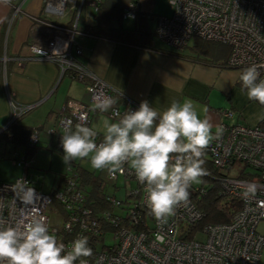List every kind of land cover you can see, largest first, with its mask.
I'll return each instance as SVG.
<instances>
[{"label": "built area", "instance_id": "built-area-1", "mask_svg": "<svg viewBox=\"0 0 264 264\" xmlns=\"http://www.w3.org/2000/svg\"><path fill=\"white\" fill-rule=\"evenodd\" d=\"M99 1H92L95 9ZM168 4L171 15L156 19L155 31L160 40L178 50L183 49L193 37L226 45L230 49L227 67L235 68L241 74L245 68L255 64L260 78L264 79V0H168ZM80 5L78 0H44L43 9L47 16L63 18L69 10L75 11L73 26L43 21L49 33L46 47L28 46L26 53L19 57L18 64L32 59L52 62L59 67L60 77L65 71H70L89 94L90 104L72 98L65 101L57 112V125L49 130L50 134L60 132L62 135L67 125L73 128L77 124L89 126L96 113L117 120V111L122 116L129 109L135 111L140 105L112 88L76 58L81 54L80 46L74 41V34L78 33L76 22ZM121 16L134 18L133 2L128 3ZM34 47L41 49L40 55ZM7 61L5 54L0 55V69L4 70ZM96 97L114 99V109L107 113L95 109ZM10 104L7 125L37 105ZM219 114L221 120L217 129L222 128L223 132L219 139H214L208 146L214 166L225 169L239 163L252 173L248 178H239L238 169L234 167L221 179L224 193L238 198L241 203L231 220L206 223L201 228H195L202 213L189 198L187 203L177 206L175 215L162 228L158 227L152 214L148 218L150 224L145 228L118 227L111 236L112 245L99 249L93 264H260L264 235L256 231V225L264 221V122L227 123L225 119L233 118L235 111L226 108L220 110ZM37 141L38 133L35 131L30 135L28 144L34 145ZM101 141L102 137H97V143ZM33 161V156L15 157L13 163L23 169L22 175L14 181H0V227L16 226L21 219L42 216L58 242L68 247L72 241L86 235L85 231L87 234H102L104 225L89 208L84 186L74 178L71 170L67 169L68 175L63 184L54 192L43 193L27 175ZM119 177L124 181L133 178L136 182L126 192L137 197L127 216L132 218V223L142 220L146 224L137 209L148 210L144 185L140 184L134 170L128 166L115 179L107 173L105 178L107 182L116 184ZM18 183L35 190L33 204L23 203ZM249 184H254L256 191L254 195L246 197L244 193ZM118 198L110 195L107 200L117 206L120 203ZM103 214L105 218L110 216V212ZM120 220V217L114 216L112 222L116 224ZM157 232L164 235L163 243L156 239ZM82 259L89 264L88 259ZM76 264H80V261Z\"/></svg>", "mask_w": 264, "mask_h": 264}, {"label": "crops", "instance_id": "crops-1", "mask_svg": "<svg viewBox=\"0 0 264 264\" xmlns=\"http://www.w3.org/2000/svg\"><path fill=\"white\" fill-rule=\"evenodd\" d=\"M92 1L78 0L81 5L76 30L80 35L75 37L74 34V41L80 46L81 54L76 58L112 88L123 92L139 104L147 100L159 111L169 107L172 100L190 99L200 117L210 119L213 133L221 120L218 110L221 107L214 105L219 94L225 95L227 102L222 109L235 111L233 118L225 119L227 123L257 124L264 121V109L256 102L248 103L249 99L246 90H242L240 72L237 69L221 67L220 59L213 62H204L202 58L197 60L190 53V40L179 50L166 43L155 42V38H158L155 31L157 17L169 16L172 12L167 0H116L123 10L129 2L136 4H133L135 10L133 22L131 20L126 22L124 20L126 18L121 16L119 24L127 29L138 25L145 28L150 33L149 38L144 41L147 46L117 42L86 33V25L95 23L97 16ZM43 7L44 0H10L9 3L0 0V55L5 54L8 57L4 70L0 69V133L8 126L10 102L17 105L34 103L37 105L32 109H35L51 95L64 76L77 81L68 75L60 77L59 67L46 60L32 59L18 64L20 55L26 53V47L32 45L46 47L49 33L43 21L65 27H69L71 18L74 22L73 10H69L63 18H56L47 16ZM136 11L139 12L137 18ZM80 15L83 16V23L79 29ZM75 94H67L58 101L56 107H49L45 113V121L39 125L43 124L44 127L46 120L53 118L52 127H56L57 112L69 98L90 104L86 96L80 98L78 90H75ZM205 108L206 113L203 111ZM104 118L109 119L103 114L96 113L92 116L89 127L99 128L98 121ZM93 121L95 126L92 125ZM19 123L24 124L21 121ZM52 127L48 126V130ZM51 135H56L61 140L60 132ZM22 154L23 146L19 155ZM14 158L15 156L11 158L13 165Z\"/></svg>", "mask_w": 264, "mask_h": 264}, {"label": "clouds", "instance_id": "clouds-1", "mask_svg": "<svg viewBox=\"0 0 264 264\" xmlns=\"http://www.w3.org/2000/svg\"><path fill=\"white\" fill-rule=\"evenodd\" d=\"M34 48L40 55L41 49ZM239 79L247 98L264 106V79L258 66L245 68ZM95 101V109L102 113L114 109L116 103L110 97H96ZM116 116L119 119L115 121L104 119L100 128L65 126L61 135L64 163L87 158L93 169L106 171L112 179L128 166L144 185L146 205L162 228L175 215L177 206L188 202L191 186L208 175L202 157L223 129L213 133L210 119L201 118L190 99L172 100L162 111L144 100L135 111L129 109L122 116L117 111ZM101 134L102 141L97 143ZM18 187L23 203L33 204L35 190L19 183ZM255 191L256 186L249 184L244 195H254ZM156 239L163 243L164 235L157 232ZM92 255L86 237L75 239L70 247L58 242L42 216L0 227V264H76L78 260L85 264L82 258Z\"/></svg>", "mask_w": 264, "mask_h": 264}, {"label": "trees", "instance_id": "trees-1", "mask_svg": "<svg viewBox=\"0 0 264 264\" xmlns=\"http://www.w3.org/2000/svg\"><path fill=\"white\" fill-rule=\"evenodd\" d=\"M133 4H135L133 2ZM136 5V4H135ZM123 9L118 6L116 0H103L99 1L96 9L95 23L86 25V33L92 34L97 37H103L111 39L117 42L132 43L138 46H147L144 41L149 38L150 33L138 25L132 29L123 28L120 23ZM139 12L136 11V18L139 17ZM69 27L73 25V19H70ZM117 23V24H116ZM195 42L190 46V53L197 59L204 62H213L220 59L221 67H227L226 61L229 55V47L217 42L206 41L199 38H195ZM210 44L216 45L206 51L204 48ZM63 75H68L75 79V76L70 71H65ZM62 75V76H63ZM61 76V77H62ZM27 113V112H26ZM20 118L6 126L0 133V139L8 142L12 145H21L24 147V156H33L36 148V142L34 145H29L28 140L32 133L37 131L39 134L43 130V124L36 127H30L19 123ZM264 121H261L262 123ZM57 124V123H56ZM58 133V132H57ZM102 137V136H98ZM103 138V137H102ZM205 161L204 167L208 171V175L201 178L198 184H193L190 188L189 198L201 211L202 218L196 224L195 228H201L206 223H226L229 222L233 214L240 208V200L236 197L230 196L222 190L221 179L229 174L231 168H237V177L248 178L251 172L247 171L239 163L233 164L232 167L227 166L225 169L214 166L209 149L205 150L202 157ZM67 169H70L74 178L84 186L87 193V201L89 208L99 218L100 224L102 223V234H93V232L85 231L84 236L88 240V246L92 249L93 255L87 257L89 264H93L95 253L99 249L110 247L112 245L111 236L118 227L123 226L130 229L139 230L149 226V217L151 215L150 210L137 208L141 212V217L145 220L146 224L141 220L136 223H132V218L127 216L129 209L135 204L136 196L133 194H125L119 197V204L114 206L111 204L107 197L110 195H116V184L107 182L104 176L95 174L93 171L87 170L80 165V162L75 160L71 164H67L66 172L60 176L59 186L63 184L65 177L68 175ZM58 186V187H59ZM57 187V188H58ZM109 187L110 192L107 190ZM56 189L52 190L54 192ZM62 208V207H61ZM110 212V216L105 218L103 213ZM114 216L121 218L119 223L114 224L112 219ZM129 217V218H128ZM107 240H110L107 243Z\"/></svg>", "mask_w": 264, "mask_h": 264}, {"label": "rangeland", "instance_id": "rangeland-1", "mask_svg": "<svg viewBox=\"0 0 264 264\" xmlns=\"http://www.w3.org/2000/svg\"><path fill=\"white\" fill-rule=\"evenodd\" d=\"M168 4V0H167ZM169 7V4H168ZM127 21H132L133 18H126L124 19ZM123 20V21H124ZM83 23V16L80 15V19L78 22V28L82 27ZM152 23V21H151ZM75 37H78L80 34L75 33ZM195 37L191 38L189 41L190 44L195 42ZM156 43L165 44L162 40L155 38ZM216 47V45L210 44L208 47L204 48L206 51H209L211 48ZM71 83V86L69 84ZM83 85V84H82ZM78 81H74L69 79L68 77H63L62 81L59 83L57 88L50 93L49 97L44 99L38 107L32 109L25 113L19 121L24 124L28 125H39L45 121V113L49 109V107H56V104L60 99L64 98L67 94L76 95L75 90H78L80 94V98L83 99L85 96L86 99H89V94L85 90L84 85L82 86ZM225 95H217L216 101H214V105H218L221 107L218 110H222V108L226 105L225 102ZM256 101H248V103H252ZM227 103V102H226ZM256 104L261 108L264 109V106H261L256 102ZM212 105V104H211ZM217 106V107H218ZM228 106V105H227ZM60 107V106H59ZM58 109V108H57ZM256 110L253 111L255 113ZM103 119V118H102ZM105 119V118H104ZM57 121V118H56ZM95 121H93V126H95ZM102 122L98 121L99 128L102 126ZM101 124V125H100ZM57 125V124H56ZM48 126H53V118L50 120H46L44 128L38 134V142L36 143L35 152L33 154L34 161L32 162L31 166L27 169V175L33 181L35 187L43 192V193H50L52 190L56 189L59 181L60 176L66 172L67 164L64 163L63 156L64 151L61 147V140L56 135H51L47 133L49 130ZM52 128H55L52 127ZM22 152L21 145H12L4 140L0 139V181H14L18 176L22 175L23 169L17 165L12 164V157L18 156ZM80 161V165L90 171H93L95 174H100L106 177V171H98L91 167L87 158L84 160L77 159ZM247 171H251L247 168ZM136 182L133 178H128L125 180L122 177H119L116 181L117 189H116V196L122 197L126 194L127 190L130 188L132 189L135 186ZM198 184V183H194ZM107 190L110 192L109 187ZM256 231L260 234L264 235V221H260L256 225ZM110 240H107V243ZM111 242V241H110ZM260 264L264 263V246L261 248V256H260Z\"/></svg>", "mask_w": 264, "mask_h": 264}, {"label": "water", "instance_id": "water-1", "mask_svg": "<svg viewBox=\"0 0 264 264\" xmlns=\"http://www.w3.org/2000/svg\"><path fill=\"white\" fill-rule=\"evenodd\" d=\"M5 128V127H4Z\"/></svg>", "mask_w": 264, "mask_h": 264}]
</instances>
